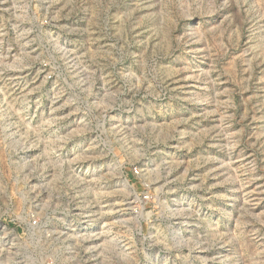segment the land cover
Returning a JSON list of instances; mask_svg holds the SVG:
<instances>
[{
  "label": "rangeland",
  "instance_id": "obj_1",
  "mask_svg": "<svg viewBox=\"0 0 264 264\" xmlns=\"http://www.w3.org/2000/svg\"><path fill=\"white\" fill-rule=\"evenodd\" d=\"M0 264H264V0H0Z\"/></svg>",
  "mask_w": 264,
  "mask_h": 264
}]
</instances>
